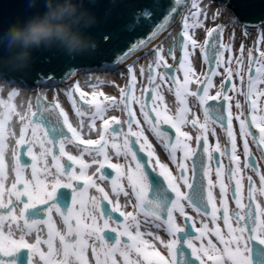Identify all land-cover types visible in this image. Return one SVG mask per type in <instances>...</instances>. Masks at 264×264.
<instances>
[{
  "label": "snow or ice",
  "instance_id": "1",
  "mask_svg": "<svg viewBox=\"0 0 264 264\" xmlns=\"http://www.w3.org/2000/svg\"><path fill=\"white\" fill-rule=\"evenodd\" d=\"M228 11L225 0H211V3L208 0H171L170 3L157 0L151 10L143 12L147 19L134 14L133 18L118 30L105 33L102 40L110 48L111 54L117 56L116 64L127 66V75L123 72L121 75L128 83L120 89L119 99L104 96L102 91L93 92V96H104L105 101H108L104 105L95 103L94 111L77 107L76 101L73 100L76 115L80 118L75 125L70 122L68 113L59 102L45 103V92L41 91L35 96L33 111L31 101H25L17 88H7L0 83V93L7 92V99L0 98V209H7L6 212L0 213V264H91L87 255L89 249L96 264H109L110 261L111 264H121V260L122 264H154L153 257L156 258L155 264H189L185 247L191 250L193 258L199 261V264H209V261H212V264H264V201L258 200V196L264 195V171L260 174L258 187L255 186L253 177L247 176L246 195L249 202L245 204L243 168L236 163L239 160L238 139L243 141L245 155H250L251 151L249 136H253L251 143L264 149V115L258 116L262 110L257 106L259 97H264V88L259 87L264 84V23L259 26L258 49H249L246 44H242L238 49L241 54L239 57L233 55L232 58L226 59L225 52L237 51L224 39L225 29L220 24ZM161 17L164 18L162 22ZM178 18L181 27L173 36L169 29L177 24ZM260 19L264 20V16ZM209 20L212 27H209ZM148 29L151 31L147 39L130 43L133 35H144ZM244 31L247 35L249 30L246 28ZM201 35H204L205 39L201 40ZM230 39L234 40V35ZM172 40H175V46ZM209 50L214 51V58L209 57ZM141 51L146 60L145 64L139 63V57L130 64L127 63ZM257 51L260 53L259 57L256 56ZM180 52L183 53L182 57L178 55ZM245 56L250 58V73L254 65H260L255 69L256 76L250 75L247 81H244L243 74L232 66L233 61L242 65ZM169 57L180 63L184 70L182 83L174 80L167 71L172 66ZM197 57H202L206 63L214 65L208 73L201 74L202 78L197 75L195 69L194 58ZM137 68L148 83V99L154 101L151 109L147 102L140 106L143 124L147 125V128L141 127L137 114L131 110L133 102L139 103L135 95L130 97V93H134L137 88ZM161 68L165 71L153 75V70ZM220 68H224L223 73L218 71ZM116 70L120 71L119 68ZM72 75L69 73L67 78L71 79ZM217 76L220 77L219 81L215 80ZM234 76H239L241 80L239 92L236 91L235 84L229 89L226 83L232 81ZM101 80V77H92L96 84ZM169 81L175 85V89H167L169 94L175 95V104L166 100L164 95L163 84ZM192 84L203 87L190 88L189 85ZM213 89L215 95L212 94ZM229 92L235 93V96ZM73 93H79L81 99L86 95L81 91L78 81L75 82L74 88L65 92L69 97ZM240 96L244 97L243 103L239 99ZM17 97H20L19 107L16 103ZM208 100H220L222 104H227V116L219 114L211 126L207 108L203 119L195 112L205 106ZM85 103L88 101L85 100ZM116 111L121 113V117L126 115L127 118H117L114 115ZM213 111L219 112L220 109ZM53 112L57 113L55 121L42 115H50ZM105 113L112 115L111 123ZM153 113L155 119L152 118ZM13 116L19 119L22 126L18 133L14 130L16 125L12 123ZM249 118L251 127H255L259 133L258 137L249 130ZM97 119L104 124L103 131L96 132L99 139H92L90 136L82 138L81 133L96 130ZM234 121H239L238 132L234 131ZM217 122L226 123V140H221L216 132ZM113 124L117 127H113ZM133 125L136 126L135 129ZM163 125L174 129L175 143L172 142L173 136L164 130ZM125 126L127 131H124ZM65 129L71 133V137L66 135ZM145 132L152 134L156 144L175 164L174 169H170L162 161ZM190 132H195L196 135H190ZM210 136L216 138L215 145L209 143ZM37 138L43 149L40 155L45 158L44 168L39 170L37 165L41 161L33 151ZM57 141L60 143L59 157L47 148L48 143L55 146ZM65 143L76 149L75 155L65 147ZM136 145H139L138 149ZM228 145H231L229 162L236 163V167L224 169L223 165L218 164L214 182L211 163L216 158L212 153H219L221 157L228 156ZM194 147L202 149L210 163L208 168L194 167L189 177L186 175V161L198 155ZM178 150L183 151V158L176 155ZM113 152L117 158L122 156L124 163H112ZM24 153H27L33 162L30 179H26L27 167L21 160ZM139 153H145L148 159L145 160ZM261 155L264 156V151ZM48 156H51L53 161L66 157L73 165L79 167V172H64L62 164H54L57 172L53 173L48 166ZM85 157L90 158V163H85ZM100 157H103L102 161ZM92 163L99 166L89 173L87 170ZM149 166L153 172L160 170L159 175L164 177L167 187L152 177L148 171ZM106 167L116 173V177L111 181L110 192L106 191L109 187L107 183H100L106 179L101 171ZM48 177H51V180ZM205 179L207 186L203 183ZM73 181H82L84 191L76 187ZM233 181L235 190L232 189ZM217 186L220 189L219 196L214 194ZM37 188L44 191L43 197L40 198L43 207L38 206L34 199ZM58 188L73 190L76 194L74 205L77 201L80 203L78 212L75 207L67 212H61L57 208V202H65L68 197V193L58 192ZM89 188L95 189V193L90 196L87 195ZM184 188L190 191L186 193ZM229 192H232L235 209L227 205ZM169 193H173L174 198ZM121 196L125 198L123 201ZM105 201L111 205L112 212L123 217V223H115V226H112L113 217L107 207L103 206ZM129 203L132 205L131 211L127 210ZM208 206L212 211L211 219L205 223L204 216L207 213L200 215L201 228L197 229L199 235L194 239H182L179 234L185 231V227L179 222L180 218L185 222L192 221L193 228H196V217L190 215L186 209L191 208L199 215L202 209ZM30 209L34 211L30 213ZM42 212L47 213L46 220L36 218ZM53 213L61 216L65 230L57 228ZM73 219L76 220L75 227L71 223ZM84 220H90L92 223L82 224ZM221 220L227 228L226 234L222 233L218 226H208L209 223L218 225ZM209 231L223 244V251L207 238ZM104 232L116 233V237H108V240L115 241L114 244L105 243ZM161 232L167 236L162 237ZM72 236L76 237L74 242L70 239ZM57 237L59 245L55 243ZM123 237H127V241L122 240ZM197 240L200 241L199 246ZM160 246L163 247V255L159 250ZM101 255L105 257L103 262L100 260Z\"/></svg>",
  "mask_w": 264,
  "mask_h": 264
},
{
  "label": "water",
  "instance_id": "2",
  "mask_svg": "<svg viewBox=\"0 0 264 264\" xmlns=\"http://www.w3.org/2000/svg\"><path fill=\"white\" fill-rule=\"evenodd\" d=\"M157 0H100L95 6L86 5L95 11L100 23L95 27L89 29L91 34L95 37L98 42V48L96 52L92 55L77 56L75 58H70L65 55L62 51L55 48L50 50H36L33 52V59L30 67L24 72H10L7 69L4 70L3 75L0 76V82L6 86L15 87L18 90L24 92H35L38 89L41 90H53L60 88L61 86L67 85L75 81L81 74L85 76L92 75L94 73L103 75L105 73L117 72L116 69L119 65L116 64V55H112L110 48L107 46L106 42L102 40L105 33L114 32L122 27L126 22L131 20L135 15L140 16L142 19H147L143 16L145 10H151L153 5ZM162 2L170 3L171 0H162ZM229 8V12L235 14L233 18L236 23L244 28L248 29H259V26L264 23L260 17L264 16V0H225ZM45 11V5L40 0L36 3L35 7H29V0H0V27L6 29L10 24L15 23L17 20L27 19L28 17L35 15L37 13H43ZM238 18V19H236ZM163 17L160 18L161 22ZM150 29L145 30L144 35L135 34L132 36L130 43H136L141 39H147L150 33ZM215 53L213 50H209V57L214 58ZM206 63V62H205ZM207 71L214 68L213 64L206 63ZM171 77L173 78L174 71L172 69L167 70ZM72 73L71 79H68V74ZM149 92H146L145 102L148 103L149 109H151L150 99H148ZM45 103H50L47 100ZM205 108L208 110L209 118L213 121L219 114L227 116V104H222L218 100H209L205 106H203V111ZM213 109H220V111H213ZM44 118L55 121L57 116L56 112L42 113ZM152 118L155 119L154 113ZM220 127H226V123L221 124L216 123ZM117 127V126H114ZM164 130L168 131L170 135L173 136V141L175 140V131L169 127H164ZM65 133L68 137H71V133H68L65 129ZM137 149L139 145H136ZM197 156H194L191 165L192 170L194 167L208 168L209 159L208 156L203 152L202 149L197 148ZM141 157L145 160L148 159L145 153H139ZM214 157L215 164L218 166L220 164V156L215 153ZM23 164L27 166H32V159L27 154L21 156ZM105 174V181L111 184V181L116 177V173L111 168H105L101 170ZM148 171L152 174L154 179L159 180L164 187H167V182L164 177L159 175L158 172H153L149 166ZM205 186H207V180L203 181ZM83 182L79 181L78 187H82ZM58 192L68 193L67 200L65 202H57L56 206L61 210V212H67L72 209L74 193L71 188H58ZM190 190L188 189L187 192ZM186 192V193H187ZM174 198L173 193H169ZM249 201L247 200V203ZM103 206L107 207L108 212L111 211V205L107 202H103ZM171 205H169L170 207ZM43 207V206H42ZM255 208V204H253ZM207 213L209 216L212 211L211 207L208 206L202 209L200 214ZM118 216V215H117ZM47 213H40L38 218H46ZM186 233L180 234V237L188 238L194 237L196 234L195 228L191 224L187 225ZM255 245L256 242L252 241ZM186 259L189 264H199L192 254L191 250L185 247Z\"/></svg>",
  "mask_w": 264,
  "mask_h": 264
},
{
  "label": "rangeland",
  "instance_id": "3",
  "mask_svg": "<svg viewBox=\"0 0 264 264\" xmlns=\"http://www.w3.org/2000/svg\"><path fill=\"white\" fill-rule=\"evenodd\" d=\"M209 3H211V0H208ZM213 10H215V8H213ZM209 27H212V23L211 21L209 20ZM220 24L224 27L225 31H224V39L226 40L227 43H229L231 45V47L237 49V51L235 53L229 51V52H225L224 53V56L226 59H230L233 57V55H235L236 57H239L241 54L240 52L238 51V49L241 47L242 44H246L247 47L249 49H252V48H259L260 47V34L258 31H253L252 29H248V33L247 35H245V29L243 26H240L236 23L235 19L233 18L232 14L228 11L224 16L223 18L221 19L220 21ZM180 23L175 27V29L173 30L172 32V35L175 36L176 33L180 30ZM235 37L234 40L230 39L231 36ZM200 39L203 40L205 39V36L204 35H201L200 36ZM173 46H175V40H172L171 41ZM178 55L180 57L183 56V53L180 52L178 53ZM260 53L259 51L256 52V56L259 57ZM196 60V63H195V69H196V72H197V75L198 76H201L202 78V75L201 74H206L208 73L207 71V67H206V63L205 61L203 60L202 57H197V58H194ZM249 57L245 56L244 57V62L242 65H237L235 63V61H233V68L234 69H238L242 74H243V79L244 81H247L249 79V76H256V65L253 66V69L251 71V73L249 72L248 70V62H249ZM169 60V63L170 65H172L170 68L173 69L174 71V76H173V79L174 80H179L181 83L183 82V79H184V70L180 67V63L176 62V61H173L171 59V57L168 58ZM139 63L140 64H145L146 63V60L144 58V56H142L141 58H139ZM258 65V64H257ZM260 66V65H258ZM147 71V69L145 70ZM165 69L161 68V69H155L153 70V75H156L157 72H164ZM218 71H220L221 73L224 72V68H220L218 69ZM124 75H127L128 73V70L126 71H123ZM115 74H119L122 78V85L118 88V97L117 99L120 98V89L123 88L125 86L126 83H128V81L124 78V76L121 75V72L119 73H115ZM215 80L216 81H219L220 80V77L217 76L215 77ZM1 83V82H0ZM227 83V86L229 89H231L232 85L235 84L236 85V89L239 88V91L241 90V80H240V77L239 76H234L233 80L232 81H228L226 82ZM136 84H137V88L135 90L134 93H130V97L132 95H135L138 99H139V103H132L131 104V110L134 111L136 114H137V119L138 120H141V124L144 128H147V125L143 124V116L140 114V106L142 104H144V97H145V93L148 92V83L145 79V76L144 75H141L139 73V68H137V81H136ZM111 85H114V84H111ZM142 85V86H141ZM6 86V85H5ZM7 88L10 87V86H6ZM75 87V84L73 86H68L66 88H56V89H53V90H41V89H38L37 91L35 92H24V91H21L19 90L21 93H22V96L24 97L25 101H31V103L33 104V111H35V96L40 94L41 91L45 92L46 93V96H47V101L50 102V103H55V102H59L60 105L62 106V108L64 109V111L66 113H68L69 115V120L70 122H72L74 125L79 121V117L76 115V112H75V109L73 107V100L76 101V106L77 107H81L83 109H86L88 111H94L95 108H94V105L95 103H100L101 105H104L106 103H108V101H105L104 99V96H109L107 93H104L102 90H100L98 88V86L96 84H91L89 85V89H88V92L86 91H83L86 93L84 99H81L79 93H73V95L71 97H69L68 95L65 94L66 91L70 90L71 88H74ZM169 87H173L175 89V85H173L171 83V81L169 82H166L163 84V90H164V95H165V98L166 100H169L171 101L173 104L176 103V97L174 94H169L167 92V89ZM190 88H196V87H203V85H197V84H192V85H189ZM260 88H264V84H261L259 85ZM10 88H15V87H10ZM62 89V90H61ZM102 91L104 93V96H93V92L95 91ZM82 91V90H81ZM141 92H143V95H141ZM202 94V93H201ZM212 94L215 95V90L213 89L212 91ZM230 95H233L232 92H229ZM235 94V93H234ZM234 96V95H233ZM110 97V96H109ZM0 98H4V99H7V92H3V93H0ZM240 99L242 102H244V97L243 96H240ZM259 103L257 104L258 108H260L262 111H260L258 113V116H262L264 115V97H259ZM85 100L88 101V103H85ZM209 101V100H208ZM207 101V102H208ZM220 101V100H218ZM154 101L152 100L151 103H153ZM17 106L19 107L20 106V97H17ZM123 105H121L122 107ZM111 112V109L109 110V113ZM196 112V115L203 119L204 118V111H203V107L195 110ZM109 113H105L109 123L112 122V115L109 114ZM114 115L117 117V118H124L126 119V115L124 117H121V113L119 111H116L114 113ZM163 115V113H162ZM87 119V117H86ZM12 123H14L16 125V128L14 129L15 131H17V133L20 131L21 129V123L19 121V119L15 116L12 117ZM213 123L212 120H210L209 118V125L211 126ZM96 125H97V128L96 130L92 131L91 133H81L82 135V138L84 137H88L90 136V138L92 139H99V137L96 135V132L97 131H103V128H104V124H103V121H101L100 119H97L96 120ZM99 126V127H98ZM113 127L114 126H117V125H112ZM164 127H168L167 125H163ZM135 125H133V128L135 129ZM215 130L216 132L218 133L219 137L221 138V140H226L227 137H226V133L224 131V128L223 127H220L218 126L217 124L215 125ZM249 130L255 134L256 137H258L259 133L257 131V129L255 127H251V119L249 118ZM124 131H127V127L125 126V129ZM234 131H239V121H234ZM93 133V136L95 135L96 137H91ZM145 135H147L149 137V141L150 143L153 144V147L156 148L157 152L160 154L161 156V159L162 161L167 164L169 166L170 169H174L175 168V164L172 163L171 160L168 159L167 157V154L164 153L161 149H160V146L158 144H156L155 142V138L152 136L151 133L149 132H146ZM190 135H193L195 136L196 133L195 132H190ZM248 140H249V146H250V155H245L244 152H243V141L242 139H238V148H237V152L239 154V160L236 162L238 163L242 168H243V175H244V180H243V184H244V190H245V196H244V201H245V204H247V195H246V191H247V176L248 175H251L253 177V181H254V184L255 186H259V182H260V174L262 171H264V156L261 155V152L264 151V149H260V148H257V145L255 143H251V141L253 140V136H249L248 137ZM209 143L211 145H215L217 143V140L215 137H209ZM65 147L71 151V153L73 155L76 154V149L71 145V144H67L65 143ZM81 147H85V145H81ZM47 148L51 151V152H54L57 157H59V148H60V143L59 141H57L56 145L53 146L51 143H48L47 144ZM221 148L222 150L224 149V145L222 144L221 145ZM195 151L197 150V148H195ZM109 151H111V149L109 148L108 149ZM36 155L39 157L40 159V163L37 165V168L38 170L39 169H42L44 168V157L40 155V153L43 151V149L40 147V142H39V138H37V141H36V147L34 148L33 150ZM228 153L229 155L228 156H225V157H221L220 154V160H221V165H223L224 169H228L229 167L231 168H235L236 167V163H232L230 164L229 162V157L231 155V145H228ZM176 155L180 158H183L184 156V153L183 151L181 150H178ZM212 155L214 156L215 155V152L212 153ZM194 157V156H193ZM193 157H190L187 161H186V164H187V172H186V175H188L190 177L191 175V172H192V165H191V161L193 159ZM100 160H103V157H100L99 158ZM47 161H48V166L51 168V171L53 173H56L57 172V169L56 167H54L53 165L54 164H62L63 165V171L64 172H71L73 170H75L77 173L79 172V167L76 166V165H73L71 161H68L66 157H60L58 160L56 161H53L52 160V157L51 156H48L47 157ZM111 162L112 163H124V159L123 157H119L117 158L114 154V152L112 153L111 155ZM85 163H90V158L88 157H85ZM247 164L248 166L247 167H244V165ZM253 166H254V169H253ZM189 167H190V170H189ZM97 168V164L95 163H92L90 164V167L89 169L87 170L89 173L92 172V169H95ZM216 164H215V161H213L211 163V176H212V179L213 181L216 180V177H215V171H216ZM156 172H160L159 169L156 170ZM31 173H32V166H27V176H26V179H30L31 178ZM41 177L43 176V173L41 172L40 173ZM66 177H62V179H65ZM95 178V177H94ZM49 180H51V177H48ZM227 179V177L225 176V180ZM77 182L78 181H73V184L77 186ZM124 183H126V181H124ZM10 187V185H8ZM23 187V186H22ZM20 187V188H22ZM235 182L233 181L232 183V189L235 190ZM187 189L188 188H184V192H187ZM37 190L39 191V193H41L42 197L44 195V191L42 190V188H37ZM81 190H83V187L81 188ZM219 192H220V189L219 187L217 186L215 189H214V194H216L217 196H219ZM258 200H261V201H264V195H260L258 196ZM87 202V201H86ZM106 202V201H105ZM79 202L76 203V211L78 212L80 207H79ZM90 204V203H89ZM88 204V205H89ZM131 205V203H129ZM227 205L230 207V208H235L236 207V204H235V201L232 199V192H229L228 193V200H227ZM43 206V205H41ZM132 206V205H131ZM188 212H191L192 215L196 216L197 213L196 212H193L191 208H188L186 209ZM195 213V214H194ZM56 214L53 213V218ZM119 213H115L113 212V224L115 226V223H123V217H121ZM178 215V213H177ZM200 216V215H199ZM206 217V215H205ZM204 217V220H205V223H208V221H210L211 217H207L205 218ZM55 218H58V217H55ZM117 220H121V222H117ZM199 221V222H198ZM182 226L185 227V231L183 233H180V234H184L186 233V229H187V225L190 224L188 222H185L183 218H180V221ZM197 223H198V226L196 227L195 230L201 228V220H200V217L197 216ZM59 226V225H58ZM209 228H215V227H219L220 230L222 231V233H225V230H224V225H223V221H219L218 222V225H213V224H208ZM154 231H156L154 229ZM179 234V235H180ZM199 235V232L197 231L196 232V236L192 237V238H195ZM107 237V235H106ZM210 237V238H209ZM207 238L211 239L213 241V243L215 245H217V247L223 251V244L220 243V241L216 238V236L212 235V233L209 231L207 233ZM227 238V237H226ZM107 240V238H106ZM204 243L205 245L207 244V239L204 240ZM199 246V244H197ZM90 249L87 253V255L89 256L90 255ZM117 256H119V254H117ZM90 259V257H89ZM102 259L104 260V256L102 257ZM94 261V262H93ZM90 262L91 264H96L95 260H92L90 259Z\"/></svg>",
  "mask_w": 264,
  "mask_h": 264
},
{
  "label": "clouds",
  "instance_id": "4",
  "mask_svg": "<svg viewBox=\"0 0 264 264\" xmlns=\"http://www.w3.org/2000/svg\"><path fill=\"white\" fill-rule=\"evenodd\" d=\"M40 0H29L35 7ZM43 13L0 27V76L5 69L24 72L36 50L57 49L70 58L92 55L98 42L89 29L100 23L95 6L100 0H42ZM114 2V0H113Z\"/></svg>",
  "mask_w": 264,
  "mask_h": 264
},
{
  "label": "bare ground",
  "instance_id": "5",
  "mask_svg": "<svg viewBox=\"0 0 264 264\" xmlns=\"http://www.w3.org/2000/svg\"><path fill=\"white\" fill-rule=\"evenodd\" d=\"M179 24V18H178V21H177V24H175V25H173L172 26V28L171 29H169V31L172 33L173 32V30L175 29V27L177 26ZM253 30V29H252ZM255 31H258L259 32V29H255ZM143 56V52L141 51V52H138L137 53V55H134L132 58H131V60H129L127 63L128 64H130L131 62H132V60H136L138 57L139 58H141ZM257 67H259L258 65H256V68ZM117 68H119L120 69V71H117V72H114L113 74H111V73H105V74H103V75H100V74H97V73H94V74H92V75H88V76H85L84 74H81L75 81H73V82H71V83H69V84H67V85H64V86H61V88H66V87H68V86H73L74 84H75V82H79V84L81 85V90L82 91H86V92H88V89H89V85H91V84H96L95 82H93L92 81V77L93 76H96V77H101L102 78V80H101V82L99 83V84H96L97 86H98V88L100 89V90H102L104 93H107L110 97H113V98H116L117 99V97H118V86L120 87L121 85H122V78H121V76L119 75V74H115V73H119V72H123V71H126V70H128L127 69V66H126V64H120ZM256 75V74H255ZM255 77V76H254ZM86 81H87V83H86ZM111 84H114V85H111ZM11 87V86H10ZM10 87H8V88H10ZM62 90V89H61ZM236 91L237 92H239V88H237L236 89ZM233 95L235 96V94L233 93ZM239 99H240V97H239ZM241 100V99H240ZM259 100L260 99H258L257 100V102L259 103ZM242 102V101H241ZM243 103V102H242ZM257 103V104H258ZM141 121V120H140ZM99 127V126H98ZM141 127H143L142 126V124H141ZM146 133V132H145ZM92 136L91 137H96L95 135L93 136V133L91 134ZM195 150V149H194ZM102 161V160H101ZM210 163V162H209ZM98 164H97V168H98ZM208 167H209V165H208ZM189 170H190V167H189ZM215 182V181H214ZM102 185L103 184H105V183H107L106 181H103V182H100ZM108 184V183H107ZM109 185V187L108 188H106V191H111V185L110 184H108ZM18 187H19V185H18ZM81 191H84V189L83 190H81ZM93 193H95V189L94 188H89L88 190H87V195H91V194H93ZM75 196H76V194H74ZM96 195H99L98 193H96ZM75 196H74V198H75ZM40 198H42V195H41V193H39V191L36 189V192H35V195H34V199L36 200V203L38 204V206H41V204H40ZM5 199H7V196H5ZM85 199V201H87L86 200V197L84 198ZM120 199H121V201H123L125 198L123 197V196H121L120 197ZM79 201H77V203H78ZM244 203H245V201H244ZM89 207L91 206L90 204L88 205ZM75 207V209H76V204L74 205V203H73V205H72V209ZM236 208V207H235ZM235 208H233V209H235ZM128 211H131L132 210V206L129 204L128 205V209H127ZM7 211V209H0V213H4V212H6ZM30 211V213L32 212V211H34V210H29ZM190 215H192L191 214V212H188ZM195 214V213H194ZM199 215H202V214H199ZM198 214L195 216L196 217V227L198 226V223H197V216L198 217H200ZM211 215H212V213L208 216V215H206V217L205 218H207V217H211ZM194 216V215H193ZM55 217H58V218H55ZM48 218V217H47ZM54 221L56 222V226H58L57 228L58 229H61V230H65V228H66V226L62 223V218H61V216H57V214L54 216ZM46 220V219H45ZM188 223H190L192 226H193V224H192V221H187ZM199 222V221H198ZM71 223H72V225L75 227L76 226V220L75 219H73L72 221H71ZM92 223V221H90V220H84V221H82V224H91ZM102 223V222H101ZM42 227H44L43 225H41ZM113 227H114V225H112ZM196 229V228H195ZM224 230H225V232L227 233V228L226 227H224ZM196 232H197V230H196ZM46 234H47V228L45 227V238H46ZM106 235H107V232H104L103 233V236L105 237V243H113L114 244V241L113 240H106ZM161 236L162 237H166L167 236V234L166 233H164V232H161ZM195 236H196V234H195ZM188 238H190V239H194V238H192V237H188ZM196 238V237H195ZM210 238V237H209ZM70 239L74 242L75 240H76V237L75 236H72V237H70ZM122 240H124V241H127V237H123L122 238ZM92 241L90 240L89 241V243H91ZM55 243L57 244V245H59V238L57 237L56 238V240H55ZM158 243V242H157ZM196 243L197 244H199L200 243V241H196ZM160 251H161V254L163 255L164 254V252H163V247L162 246H160V249H159ZM89 251V250H88ZM90 251H91V249H90ZM99 251V250H98ZM89 257L92 259V260H95V258L92 256V253L90 252V255H89ZM102 257H103V255H101L100 256V260L103 262V259H102ZM104 259H105V257H104ZM155 257H153V261H154V264H155ZM209 264H212V261H209Z\"/></svg>",
  "mask_w": 264,
  "mask_h": 264
},
{
  "label": "flooded vegetation",
  "instance_id": "6",
  "mask_svg": "<svg viewBox=\"0 0 264 264\" xmlns=\"http://www.w3.org/2000/svg\"><path fill=\"white\" fill-rule=\"evenodd\" d=\"M145 96H146V93H145ZM152 100H150V102H151ZM144 103H145V97H144ZM151 105H152V103H151ZM154 115H155V113H154ZM221 127H223V126H221ZM223 128H226V127H223ZM77 186H78V182H77ZM19 187H22V185H19ZM79 188V187H78ZM82 187H80V189H81ZM79 207H80V204H79ZM110 214H111V216L113 217V212L112 211H110ZM57 216H59V215H57ZM36 218H38V217H36ZM38 219H41V218H38ZM42 219H47V217L46 218H42ZM113 219H114V217H113ZM115 220V219H114ZM116 221V220H115ZM117 222H121V220H117ZM58 227V226H57ZM60 227V226H59ZM109 236H111V237H116V233L115 232H112V233H108L107 232V240H108V237ZM114 241V240H113ZM114 243H115V241H114ZM24 251H27V250H24ZM91 259V258H90ZM73 260L75 261V257H73ZM94 262V261H93ZM109 264H111V261L109 262ZM121 264H122V260H121Z\"/></svg>",
  "mask_w": 264,
  "mask_h": 264
}]
</instances>
